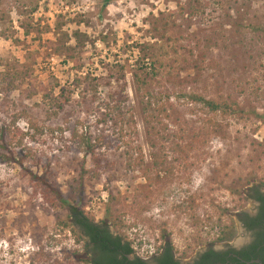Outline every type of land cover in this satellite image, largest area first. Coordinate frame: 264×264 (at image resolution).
I'll use <instances>...</instances> for the list:
<instances>
[{
    "label": "rangeland",
    "instance_id": "1",
    "mask_svg": "<svg viewBox=\"0 0 264 264\" xmlns=\"http://www.w3.org/2000/svg\"><path fill=\"white\" fill-rule=\"evenodd\" d=\"M160 44L167 67L156 76ZM117 65L124 79H101L92 101L83 77ZM108 92L121 137L119 125L98 122ZM155 99L166 110L158 121L146 103ZM65 121L92 142L106 135L98 177L71 129L56 128ZM1 132L0 264L86 263V240L56 224L67 208L43 201L34 178L68 194L83 170L80 206L144 259L165 241L183 261L248 242L240 217L264 191V0H0Z\"/></svg>",
    "mask_w": 264,
    "mask_h": 264
},
{
    "label": "trees",
    "instance_id": "2",
    "mask_svg": "<svg viewBox=\"0 0 264 264\" xmlns=\"http://www.w3.org/2000/svg\"><path fill=\"white\" fill-rule=\"evenodd\" d=\"M157 55L151 56V70H153V74L158 76L162 74L160 71L161 66L167 67L166 63L160 59L159 55H168V51L163 44L157 45ZM117 68L109 69V73L107 77H92L90 75H85L83 80L87 83V86L90 90L91 100H97V92L98 85L100 80L107 84H111V79L113 78L117 84L124 79V71L123 67L117 65ZM138 80V79H137ZM77 81H80L77 79ZM141 83V82H140ZM143 84V83H141ZM15 87L13 80H9L6 82L3 81L1 90L4 93H9ZM124 84L120 87L116 93L119 96H122V92L124 91ZM61 91V96H62ZM107 99L103 103L105 106V110L102 117L99 118L100 123L110 122L114 124V126L119 125L118 133L120 137L122 136V120L120 116L122 115V111L120 109V104H118V98L115 99L114 92L107 93ZM125 97H122L124 99ZM85 94L81 95V100L84 101ZM51 106L54 107V115L57 114L58 109L62 108V101L60 100V96H52ZM120 101V100H119ZM113 103V104H112ZM117 103V104H115ZM148 110L150 111L149 118L153 120H160V114L165 116V108L158 104V99H155L153 103L150 100H147ZM211 107L214 109L221 108V105L216 104L214 102H210ZM155 105V106H154ZM154 106V107H153ZM86 111L89 109L85 107ZM133 123V121H131ZM65 127L57 126L60 131L70 130V135L73 140L78 141L82 151L91 158V162L93 163V172L92 176L98 177L99 171L104 167V162L101 159L100 154H98L99 149L107 142L106 135L101 133L95 136L93 142L87 137L85 134H79L77 130L78 123H69V121H65ZM9 130V129H8ZM118 135V136H119ZM0 138L3 139V132L0 133ZM175 148H180L178 144H175ZM163 162L155 161V166H161ZM164 171L169 172L165 166ZM89 172L87 170H83L79 172L78 178H73L70 182H68L69 192L68 194H64L57 184L55 180L47 181L43 175L38 176L35 175V184H37V190L40 194V198L51 204V206L67 208L68 210V218L61 219L60 217H56V224L59 226L60 231L70 230L71 234L74 236L77 242L83 240V235L89 237V242H86L85 245L87 248L92 245L93 250L96 254V259L93 260L94 264H146L141 258L129 259L128 255L134 253V247L131 242L124 240V238L119 234H114L110 231L109 226L102 222H96L94 218L85 211L84 207L80 206L81 196V184L84 175ZM250 197L253 200L259 201V212L256 216H249L248 214H243V222L248 229L257 228L258 231L253 236L252 241L241 251H239L236 256H227L229 252L219 253L214 251L207 252L204 256V260L199 264H221L227 262L226 264H264V191H260L259 189H254ZM116 229L120 226L118 221H113ZM119 224V225H118ZM75 225L80 226V230L75 228ZM229 234V233H228ZM220 239H224L227 237V233L222 232L219 236ZM90 251V248L89 250ZM161 251V252H160ZM160 251L155 256L156 264H177L178 261L174 258V250L171 244V241H165V243L160 247ZM220 259V260H219ZM258 260V262H255ZM217 261H220L218 263Z\"/></svg>",
    "mask_w": 264,
    "mask_h": 264
},
{
    "label": "flooded vegetation",
    "instance_id": "3",
    "mask_svg": "<svg viewBox=\"0 0 264 264\" xmlns=\"http://www.w3.org/2000/svg\"><path fill=\"white\" fill-rule=\"evenodd\" d=\"M254 201H255V203H256L255 212L252 213V214H249V213H243V214H248L249 216H256V214L259 212L260 202H259V201H256V200H254ZM243 214H242V216L240 217V221H241V225H242V227H243V228L249 233V237H250L249 239H250V240H249L248 242L243 243V244L239 243V245H237V246H225V247L222 248V249H216V248H214V247L207 246L206 248H204V249L198 251V253H196V255H195L194 257H192L190 260H188V259H186V260H184V261H183V260H179V259H177V258L175 257V255H174L175 260L178 261L177 264H199V263H202V262L204 261V260H202V259H203V256H204L207 252H209V251H214V252H219V253L229 252L227 256H230V255H231V256H236V254H237L239 251H241L243 248H245V247H246V246L252 241L253 236H254L255 233L258 231L257 228L251 230V229H248V228L245 226V224H244V222H243V220H242V218H243ZM75 226H76V225H75ZM76 227H77V229H78L79 231H81V230H80V226L77 225ZM110 231H111V230H110ZM111 232H112V231H111ZM82 236H83V238L86 240V242H89V237H88V236L83 235V234H82ZM89 248H90V251H87V252H86L87 260L85 261L86 263H84V264H94L93 260L96 259V254H97V253L94 252L92 245H90ZM89 248H88L87 250H89ZM160 252H161V251H160ZM156 255H157V254L151 256L150 259H144V258L140 257L139 255H135V254L133 253V254L128 255V258H129V259H134V258L138 257V258H141L143 261H145L146 264H156V261H155V256H156ZM219 260H220V259H219ZM217 262L220 263V261H217ZM255 262H258V260H255ZM226 263H227V262H224V263H221V264H226Z\"/></svg>",
    "mask_w": 264,
    "mask_h": 264
}]
</instances>
